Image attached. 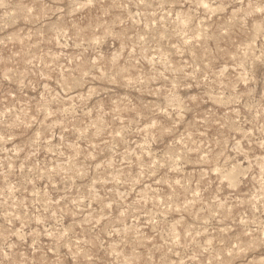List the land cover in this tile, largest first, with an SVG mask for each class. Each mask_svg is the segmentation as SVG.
Listing matches in <instances>:
<instances>
[{
    "label": "rangeland",
    "instance_id": "1",
    "mask_svg": "<svg viewBox=\"0 0 264 264\" xmlns=\"http://www.w3.org/2000/svg\"><path fill=\"white\" fill-rule=\"evenodd\" d=\"M0 264H264V0H0Z\"/></svg>",
    "mask_w": 264,
    "mask_h": 264
}]
</instances>
